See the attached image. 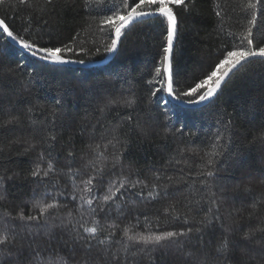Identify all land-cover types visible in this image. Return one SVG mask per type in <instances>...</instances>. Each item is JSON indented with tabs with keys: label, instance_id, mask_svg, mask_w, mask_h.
<instances>
[{
	"label": "trees",
	"instance_id": "16d2710c",
	"mask_svg": "<svg viewBox=\"0 0 264 264\" xmlns=\"http://www.w3.org/2000/svg\"><path fill=\"white\" fill-rule=\"evenodd\" d=\"M84 3L4 0L0 18L41 47L72 46L65 58L100 61L114 33L97 30L96 20L123 0ZM247 3L191 0L189 11L174 7L176 98L195 100L182 95L187 86L239 45ZM262 11L257 9L259 31ZM165 35L164 18L141 20L123 30L110 63L79 68L41 61L0 33V62L14 70L0 75V232L9 240L0 246V264H264V232L258 231L264 229V64L237 72L208 104L184 107L166 90L157 91L161 78L154 69ZM215 143L226 145L225 155L207 169L212 176L198 175L205 171V154L220 150ZM49 162L48 176L31 175ZM89 176L94 187L88 198L103 229L91 251L81 225L93 226V217L80 191ZM121 177L130 183L116 192ZM110 190L113 199L100 209ZM38 201L57 207L41 214L33 207ZM20 213L40 219L21 220ZM126 228L145 235L193 231L154 245L130 241ZM245 232L254 234L245 239ZM225 235L234 251L221 255L216 249Z\"/></svg>",
	"mask_w": 264,
	"mask_h": 264
},
{
	"label": "snow or ice",
	"instance_id": "6c2138e0",
	"mask_svg": "<svg viewBox=\"0 0 264 264\" xmlns=\"http://www.w3.org/2000/svg\"><path fill=\"white\" fill-rule=\"evenodd\" d=\"M4 0H0L2 4ZM21 3H24L25 0H20ZM101 4L104 0H85L84 7H90L92 3ZM191 2V0H189ZM189 2L186 0H123L122 7L116 8L114 10L109 9L111 14L104 15L96 20L97 30L104 32L107 31L110 34V43L105 44V52H114L118 48V44L121 41V36L123 30L127 28L132 22L139 20L144 17L150 16H159L166 20V35L164 37L166 43L162 49V55L160 57L159 66L155 67L154 72L156 77H160L159 83L161 84L160 90H166L170 95L175 94L176 90L174 88V79H173V52H174V39L178 31V20L176 12L174 11L175 6H183L186 11H189ZM52 0H45V4H51ZM257 9H264V0H248L247 4L243 5V11H245L248 16L246 17V25L244 30L241 31L239 35L240 43L239 45H234L230 50L226 49L222 53V58L215 62L213 66H210L211 70L207 71L202 75L201 78H198L192 84L187 86L186 91L183 92L184 97H195V100L190 99L189 103H202L213 98L218 90L222 88V85L227 83V80L234 76L237 72H240L242 69L247 73L249 66L261 63L264 64V31H259L257 20ZM235 10V9H233ZM217 16H220L219 11L216 12ZM261 15H264V11L261 12ZM250 17V18H248ZM91 27V26H89ZM0 33H6L7 37L11 38L13 41L18 43L20 47L26 50L33 57H37L41 61L50 62L53 64H64L69 61L65 58L66 53H71L74 51V48L70 45L62 46H47L41 47L36 42L18 37L14 34L13 30L10 28L9 24L6 22V17L0 18ZM232 35V33H229ZM79 36V34H77ZM75 40V38H74ZM83 63V61H78ZM19 67V65L17 66ZM14 70L3 66L0 62V75H13ZM152 83V81H149ZM157 94L156 91L151 92L152 96ZM177 98H180L177 96ZM115 102V101H113ZM126 103H131L130 101ZM16 118L13 117L12 120L6 121V123H11ZM130 119V118H129ZM216 141L221 140L220 134H217ZM214 148H219V151H214L211 153H206L207 159L203 164L205 168L204 172L198 173V175L212 176L214 173L210 170H207L210 166L214 167L219 160V158L225 155L226 145H221L215 143ZM72 155V153H69ZM101 155H103L101 153ZM114 162H118V159L114 158ZM91 163V162H90ZM53 168L51 162L48 163L47 169L41 170L39 165L31 172L32 176H48L49 170ZM95 172L100 173V168H96ZM93 179L94 176H89L85 181H82L83 188L80 189L82 195L81 199L83 203L89 206L88 215L92 216L91 227L81 225L83 232L88 233L89 236L85 240L87 245V251H91L93 245L92 240L96 239L103 231L100 227L99 222L94 219L95 214L97 213V208H92L93 203L92 199L88 198L93 190ZM119 187L115 189L116 192H119L120 189L124 188L130 182L127 177L119 178ZM117 181H111V185H115ZM136 183H139L137 181ZM135 187V184L131 185ZM115 193L111 190L108 194L104 195L101 204L99 205L100 209H103V206L107 204L108 201L113 199ZM3 199V197H0ZM34 208L39 209L41 214L47 213L49 209L57 207L55 203H44L38 201L33 205ZM19 219L21 220H38L40 216H24L23 213L19 214ZM206 222V221H204ZM193 229L176 231L162 232L160 234H143V233H133L129 234V229H124V235L128 237L130 241H140L145 244H154L159 245L162 242L173 241L176 237H185L188 236ZM198 231V229H197ZM258 231L264 232V229H258ZM254 233L245 232L244 238L250 239ZM111 233H109V236ZM77 239H83L79 232L76 233ZM9 243L8 235L0 232V246L7 245ZM106 240H97V244L105 245ZM232 242L230 241L228 235H225L216 249V252L221 255H226L232 251L234 248L231 246ZM11 255V253H8ZM241 255H246V250L241 249ZM189 257H193L194 254L189 252ZM56 264H63L62 259ZM192 264H201L198 259H193ZM206 264V262H205Z\"/></svg>",
	"mask_w": 264,
	"mask_h": 264
},
{
	"label": "water",
	"instance_id": "95a60500",
	"mask_svg": "<svg viewBox=\"0 0 264 264\" xmlns=\"http://www.w3.org/2000/svg\"><path fill=\"white\" fill-rule=\"evenodd\" d=\"M153 17H157V16L144 17V18H141V19H139V20H136V21L132 22L130 25H132V24H134V23H136V22H139V21H141V20H145V19H149V18H153ZM130 25H129V26H130ZM5 34H6V33H5ZM6 36H7V34H6ZM7 38H8L9 41L15 43L16 46H17L20 50H22V51L28 53L26 50L22 49V48L20 47V45H19L18 43H16L15 41H13L11 38H9V37H7ZM174 46H175V39H174ZM118 48H119V44H118ZM118 48H117L116 51H114V52H110V53L107 55L106 58H104L103 60H100V61H91V62H83V63H79V62L76 61V60H72V59H68V58H66L69 62H68V63H64V64H62V65H64V66H68V67H79V68H94V67H98V66L107 65V64L110 63V62L113 60V58L116 56V54H117V52H118ZM28 54H29V53H28ZM223 86H224V85H222V87H223ZM220 90H221V89H220ZM220 90H218L217 94H216L213 98H211V99L208 100V101H204V102H202V103H189V101H184V100H180V99L176 98V97L174 96V94H173V95H170V94L168 93V96L170 97V99H171L173 102H175V103H177V104H179V105H182V106H184V107H189V108H198V107H202V106L208 104L209 102H211V101H212V100L218 95V93L220 92Z\"/></svg>",
	"mask_w": 264,
	"mask_h": 264
}]
</instances>
